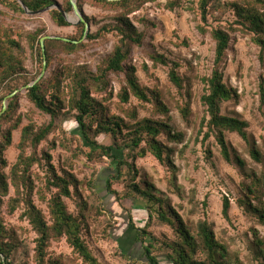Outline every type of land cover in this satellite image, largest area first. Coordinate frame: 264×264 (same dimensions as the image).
I'll return each mask as SVG.
<instances>
[{
  "label": "rangeland",
  "instance_id": "obj_1",
  "mask_svg": "<svg viewBox=\"0 0 264 264\" xmlns=\"http://www.w3.org/2000/svg\"><path fill=\"white\" fill-rule=\"evenodd\" d=\"M55 1L61 7H65L69 0ZM170 1L141 0L139 10L130 15L136 29L145 34V39L141 45L132 47L126 66L136 68L138 81L148 91L152 101L140 103L132 98L131 103L125 107L136 108L138 120L145 118L163 120L164 116L158 113L153 102V97L159 94V100L170 111L172 119L170 126L176 132L182 133L184 139L181 143H168L163 134V141L172 150L170 160L162 163L152 155L137 159L136 168L139 171L137 182L146 180L151 184L154 187L153 193L167 200L171 207L178 211L189 229H195L198 221L207 220L212 224L216 237L229 248L231 254L239 256L242 264H264L262 257L259 261L254 258V252L259 249L254 245L253 231L256 230L264 240V226L246 215V206L240 207L238 203L240 199L246 197L243 185L250 183V180L245 178V174L260 175L264 169V162L259 164L251 158L249 144L238 134L227 133L226 138L232 153L237 154L245 163L244 172L238 165L223 159L214 138L205 146L201 143L200 135L205 116L202 97L206 91L202 80L211 75L215 58V42L211 37V31L214 28L227 27V23L233 21V14L228 13L222 22L211 18L208 32L202 34L199 31V27L203 25L199 14L200 0H181V7L173 11L165 8ZM82 13L89 19L91 34H97L105 26L110 28L109 26L116 25L114 19L116 10L104 9L87 1L83 5ZM69 15L73 17V13ZM77 26L56 25L50 11L32 15L14 10L9 5L0 4V29H8L12 32L13 39L20 46V50L14 54L22 60L24 67L20 77L10 78L6 82L10 88L7 84L0 87V97H4L0 100V105H5L6 102L7 109L11 98H6L11 95L9 92L11 87H18L17 94L12 97L17 98L12 117L1 126V130L6 132L10 126L19 124L12 133V145L4 153L9 166L15 164L20 156L23 129L30 126L37 132L51 122V116L40 111L30 101L27 95L28 89H25L37 80L43 71L37 43L33 45L31 37L38 35V39L47 36L75 39L80 34ZM87 36L80 41L83 47L76 53H67L60 49L61 47L53 50L52 64L39 80L47 85L45 88H49L51 79L54 77L60 79L61 90L64 91L63 109L67 114H64L66 120L63 124L60 121L56 122L55 128L38 149L34 150L30 141L23 146L28 156L36 154L42 159L41 165H35L32 170L37 175V188L33 199L49 218L47 203L57 191L46 189V177L50 174L44 153L49 152L53 157L52 163L59 173H62V169H66L75 175L79 181V194L84 200L89 201V206L91 204L86 212L88 219L84 238L101 264H146L143 251L135 241L136 232L130 225V217L137 228L147 227L148 232L158 240L156 253L161 263L171 264L167 258L170 250L162 243L177 239L174 230L170 226H162L155 219L150 220L148 203L143 198H124L118 203L114 196H110L106 187L107 178L111 173L108 162H88L87 157L81 155L79 159L73 160V167L68 165L70 161L68 159L83 144L75 134L79 131L74 118L75 113H69V100L75 85V75L85 71L96 74L119 42L116 31H103L102 36L95 41H89ZM260 53V48L253 43L250 36L241 33L232 35L223 73L225 83L238 92L239 98L223 103L221 109L225 116L248 122L249 138L256 142L264 157V107L261 105L260 95V86L264 81V65ZM155 55H163L168 65L156 64L152 60ZM174 62L180 64L178 71L187 87L182 92L172 85L169 78ZM110 79L111 86L106 94L101 96V100L104 99V105L110 116L121 117L126 123L133 125L135 122L120 108L119 94L125 86V73L112 74ZM188 93L191 94L190 97ZM186 102L191 106V115L187 119L179 109V106ZM97 140L100 143L111 141L110 137L104 134L97 137ZM208 148L213 153L210 159H207ZM5 172L9 173L10 167L5 169ZM95 175L97 192L104 200L108 215L96 211L95 207L99 206L97 198L87 186L88 181ZM132 176L126 173L122 181L114 185V189L122 196L127 195L129 190L127 185ZM12 194L14 195L13 189ZM73 195L74 198H64V201L69 212L76 215L78 214L77 197L75 193ZM41 196L47 198L46 203L41 200ZM225 199H229L232 205L230 220L223 216ZM204 201L208 204L205 211ZM253 203L255 206L258 205V202ZM23 212V208H20L14 216L8 217L7 226L15 229L16 238L26 242L28 246L26 251L30 252L28 257L21 253L17 254V264L26 261L33 264L34 253L31 251L35 246L33 242L37 235L32 231L28 221L22 218ZM124 253L129 259L123 255ZM50 254L67 264H83L76 260L65 239L59 243L54 242Z\"/></svg>",
  "mask_w": 264,
  "mask_h": 264
},
{
  "label": "trees",
  "instance_id": "obj_2",
  "mask_svg": "<svg viewBox=\"0 0 264 264\" xmlns=\"http://www.w3.org/2000/svg\"><path fill=\"white\" fill-rule=\"evenodd\" d=\"M87 1L104 9L117 11L114 17L115 26L111 25L110 28L105 26L97 34L89 33L87 39L95 41L102 36L103 31L108 30L117 32L119 42L96 74L85 71L75 75V85H73V92L69 100V113H75L74 118L79 129L75 134L79 136L83 144L73 152L71 158L68 159L70 160L68 165L73 167V160L79 159L81 155H85L88 162H108L111 166V173L107 178L106 187L110 196H114L118 203L124 198H143L148 203L150 220L155 219L162 226H170L174 230L177 239L162 243L170 250L167 258L171 264H242L239 256L231 254L229 248L216 237L212 224L207 220H200L195 229H189L178 211L172 208L167 200L157 197L153 193L154 187L151 184L146 180L137 182L139 176V171L136 168L137 159L152 155L162 163L169 161L172 150L168 148L162 137L165 135L168 143H181L184 135L176 132L170 126L172 120L170 111L159 100V94L153 97V102L158 113L164 116L163 120L155 121L148 118L138 120L137 109L125 107L131 103L132 98L140 103L152 101L148 91L138 81L136 68L126 66L132 47L141 45L145 39V34L139 32L130 19V15L139 10L141 0L119 2L77 0L81 11ZM1 3L22 13L26 12L22 4L31 12L42 11L58 4L55 0H0ZM179 7H181V0H171L165 6L170 11ZM62 9L68 15L73 13L70 0ZM230 12L233 14V21L228 22L225 28H214L211 31V37L215 42V58L211 75L202 80L206 91L202 97L205 116L202 120L200 135L201 143L205 146L210 139L214 138L223 159L228 163L238 165L245 172L244 161L231 151L226 138L227 133H236L249 144L250 156L256 163L262 164L264 157L256 142L249 138L248 122L222 114L223 103L239 98L238 92L230 88L224 81L223 65L227 58L232 35L235 33L251 37L253 43L261 50L260 59L264 65V0H200L199 14L203 25L199 27V31L202 34L207 33L211 18L214 21L222 22ZM50 13L56 25L60 27L70 25L59 10L52 9ZM85 19L89 22L86 16ZM77 28L80 31L79 37L69 39V41L50 38L43 44L41 42L43 37L41 39H38V35L31 37L33 45L37 43L41 66L44 67L45 62L47 69L51 66L52 52L59 47L67 53H76L81 50L83 44L80 41L85 34V24L81 23ZM18 50H20V46L13 39L12 32L8 29H0V87L7 84L6 82L10 78H18L24 72L22 60L14 54ZM152 60L156 64L168 65V61L163 55H155ZM179 67L180 64L176 62L172 64L169 78L172 85L182 92L187 87H185V80L178 71ZM120 73H125L126 77L125 86L122 87L119 94L120 108L127 117L135 122L133 125L126 123L121 117L110 116L104 105V99L101 100V96L106 94L111 86V75ZM46 86L45 83L39 82L27 90V95L40 111L51 116V122L37 132L30 126L23 129L20 143L21 153L18 161L11 166L5 159L4 153L12 145V133L19 127V124L10 126L6 132L1 130V126L3 122L11 119L17 98H11L7 111L0 115V264H17L16 256L19 253L26 257L30 256V252L26 251L28 249L26 242L17 239L15 229L7 226V218L14 216L20 208H23L24 211L22 218L28 221L32 231L37 235L33 242L35 246L31 251L34 253L33 264H67L61 259L53 258L50 254L53 243H59L63 239L72 249L76 260L83 264H101L84 238L88 219L86 212L91 204L89 206V201L84 200L79 194V181L75 175L66 169H62V173H59L52 163L53 157L49 152L44 153L50 174L46 177V189L57 190L47 203L49 218L33 199L37 188V175L32 170L35 165H41L42 159H39L36 154L28 156L23 146L30 141L32 148L38 149L39 145L53 131L56 122L60 121L63 124L66 120L64 114H67L63 109L64 91L61 90L60 79L54 77L49 82V88H45ZM17 88L16 86L11 87L9 92L13 94ZM260 95L261 105L264 107V81L260 86ZM188 96L190 97L191 94L188 93ZM3 98L0 97V100ZM3 109L4 104L0 105V113ZM179 109L185 119L191 115L190 103H183ZM103 134L110 137L109 143H100L97 140V137ZM206 153L207 159L213 157L210 148ZM8 167H10V172L6 173L5 169ZM126 173L133 176L127 185V189L129 188L127 195L122 196L114 189V185L121 182ZM95 177L96 175L91 177L87 186L97 198L99 206L95 207L96 211L108 215L104 200L98 195ZM245 178L250 180V183L243 185L246 197L238 201L239 206H246L245 214L264 226V169L260 175L247 173ZM73 193L77 197L78 214L76 215L69 212L64 201V198H74ZM41 200L46 203L47 198L41 196ZM253 202H258V205L255 206ZM203 206V210H207L206 201L203 202ZM231 208V201L225 199L223 216L228 220H230ZM129 220L136 232L135 241L143 251L144 262L146 264H162L156 253L158 240L148 232L147 227L139 229L133 223L132 217ZM253 231L254 245L259 249L254 252V258L259 261L261 257L264 259V240L260 238L256 230ZM123 255L127 257L126 253ZM22 264H30V261Z\"/></svg>",
  "mask_w": 264,
  "mask_h": 264
},
{
  "label": "water",
  "instance_id": "obj_3",
  "mask_svg": "<svg viewBox=\"0 0 264 264\" xmlns=\"http://www.w3.org/2000/svg\"><path fill=\"white\" fill-rule=\"evenodd\" d=\"M108 1H112V2H119V1H122V0H108ZM71 2V5L73 7V17L66 14L62 7L59 5V4H56L54 5L53 7H49V8H46L42 11H38V12H31L24 4H22L23 8L25 9L26 13H29V14H32V15H36V14H41V13H44V12H48L52 9H57L59 10L60 12H62L64 14V16L66 17L67 21L69 24H75V25H79L81 23H84L85 24V34H84V38L89 34L90 32V25L89 23L87 22V20L85 19L82 11L79 9V6H78V3H77V0H70ZM50 38H56V39H63L65 41H69V39H64V38H57V37H43L41 39V42L44 44L45 40L47 39H50ZM47 64L45 62L44 64V67H43V71H42V74L40 75V77L35 80L33 83L29 84L28 86L25 87V89H30L32 88L33 86H35L39 80L44 76V74L46 73L47 71ZM17 94V91L11 95H9L6 99H9V98H12L13 96H15ZM7 110V104L5 102V105H4V109L3 111L0 113V115H2L5 111Z\"/></svg>",
  "mask_w": 264,
  "mask_h": 264
}]
</instances>
